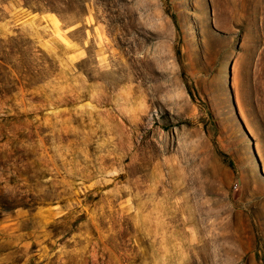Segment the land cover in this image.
I'll return each mask as SVG.
<instances>
[{"label":"rangeland","instance_id":"1","mask_svg":"<svg viewBox=\"0 0 264 264\" xmlns=\"http://www.w3.org/2000/svg\"><path fill=\"white\" fill-rule=\"evenodd\" d=\"M0 264H264V0H0Z\"/></svg>","mask_w":264,"mask_h":264}]
</instances>
